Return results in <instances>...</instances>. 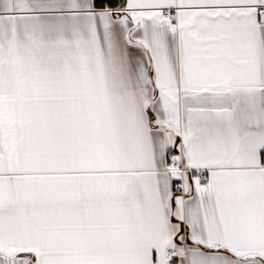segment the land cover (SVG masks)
Returning a JSON list of instances; mask_svg holds the SVG:
<instances>
[{
    "label": "snow or ice",
    "instance_id": "6c2138e0",
    "mask_svg": "<svg viewBox=\"0 0 264 264\" xmlns=\"http://www.w3.org/2000/svg\"><path fill=\"white\" fill-rule=\"evenodd\" d=\"M0 264H264V0H0Z\"/></svg>",
    "mask_w": 264,
    "mask_h": 264
}]
</instances>
